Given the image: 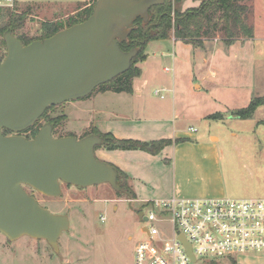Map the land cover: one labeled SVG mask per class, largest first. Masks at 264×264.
<instances>
[{
  "label": "rangeland",
  "instance_id": "rangeland-1",
  "mask_svg": "<svg viewBox=\"0 0 264 264\" xmlns=\"http://www.w3.org/2000/svg\"><path fill=\"white\" fill-rule=\"evenodd\" d=\"M96 1L91 0L92 3ZM199 1L201 4L202 0H190L186 6L198 8L199 5L194 3ZM28 2L18 3L15 10H2L0 30L7 25L10 11L25 18L15 36L39 40L45 32L44 25L58 23L66 29L70 23L84 17L83 12L72 15L83 6L84 0H74L73 4L67 0ZM171 3L184 12L183 3L176 0ZM241 3L251 8L249 23L264 38V0ZM171 40L150 43L147 54L152 57L150 64L157 65L161 72L165 68L172 70L171 73L165 71L163 77H176L178 83H143L141 97L119 94L99 86L86 98L49 109L38 122L39 130L47 121L65 116L66 121L54 127V136L84 138L94 129L90 127L91 123L95 126L100 119L89 111L95 105L105 106L107 100L98 99L110 91L103 96L120 100L115 104L110 101L111 108L128 113L131 106H140L146 118H154L162 108L165 113L177 116L176 124L186 130L188 136L177 137L175 140L179 143L170 146L202 141V137L206 144L214 145L212 151L220 157V172L206 177L196 175L195 184H208L207 191L218 192L229 199H264V106L248 119L237 116L255 98L264 96V59L255 65L254 47L250 42L219 44L216 43L221 41L218 36L205 40V50H200L180 40L175 46ZM161 52H165L164 57ZM6 56V45L1 44L0 64ZM148 71V66H144V72L148 74ZM168 84L171 91H167ZM157 90L161 93L156 94ZM174 104H177L175 113ZM211 116L215 118L210 119ZM30 135L34 138L37 134L29 131L28 137ZM210 136L219 141H213ZM208 151L210 149L204 148L199 153ZM96 156L102 160L97 152ZM28 191L31 193L30 188ZM33 196L52 213L70 217L71 229L60 239V252L56 253L46 241L23 237L12 242L0 234V264H135L137 243L145 237L142 233L145 222L139 213L150 212L146 203L130 202L133 197H120L108 184L84 189L64 184L63 195L59 198L46 197L34 190ZM234 261L237 264H264V254H238L215 264H236Z\"/></svg>",
  "mask_w": 264,
  "mask_h": 264
},
{
  "label": "water",
  "instance_id": "water-1",
  "mask_svg": "<svg viewBox=\"0 0 264 264\" xmlns=\"http://www.w3.org/2000/svg\"><path fill=\"white\" fill-rule=\"evenodd\" d=\"M165 1L97 0L86 21L29 45L9 31L4 34L0 234L9 241L23 237L46 241L59 253L60 239L71 229L68 215L43 207L29 188L50 198L61 197L64 184L78 189L108 184L122 192L117 168L96 156V148L105 143L102 136L57 138L51 122L32 139L20 134L34 127L51 107L86 98L128 72L140 49L125 52L121 44L128 40L137 19L149 22L150 10ZM4 130L14 134L5 135Z\"/></svg>",
  "mask_w": 264,
  "mask_h": 264
},
{
  "label": "crops",
  "instance_id": "crops-1",
  "mask_svg": "<svg viewBox=\"0 0 264 264\" xmlns=\"http://www.w3.org/2000/svg\"><path fill=\"white\" fill-rule=\"evenodd\" d=\"M67 1L71 4L74 3V0ZM182 1L181 3L184 5L182 11H186L189 9V6L186 5L190 0ZM18 3L25 4L29 2L28 0H18ZM93 3L91 0H84L83 6L73 11L72 15L87 11ZM194 4L198 6L200 5V1ZM171 39L176 46L179 41L174 37ZM222 42L221 40L216 43L220 44ZM237 42H250V44H253L255 65L262 62L264 59V38L258 35L256 28H254V37L252 39L236 41L234 43ZM195 48L205 50V45L204 49ZM161 56L164 57L165 52H161ZM150 59L152 57L148 55V59L145 62L138 64L142 73L134 79V92L132 95L141 97L145 83H178L176 77L174 79L163 77L165 71L171 73L172 70L170 68H165L161 72L157 65L150 64ZM144 66H148V74L144 72ZM137 83H141L142 85H137ZM197 88L200 87L197 86ZM167 91H171L170 84L167 85ZM109 92L106 93L109 94ZM103 95L98 101L107 100L105 106L95 105L89 111L100 117L97 124L95 123V126H93L94 123L90 125V127H93L100 134H112L118 140H136L141 142L164 139L175 140L182 135L188 136L185 134L186 130L179 128L176 124L177 116L173 117L169 113H165L162 108L159 109V114L155 115L154 118H146L143 116L140 106H131V110L125 113L118 110V108L110 107L111 102L113 104L120 102L119 98L110 99ZM173 110L175 113L177 104H174ZM210 137L215 141L214 138L216 137ZM201 139L202 141L199 140L194 143L184 142L178 146H168L159 155H152L143 150H108L104 148H100L96 152L98 157H101L102 160L120 169L129 177V183L135 196L133 198L134 203L170 199L175 196L188 199L225 198L221 194H218V192L210 193V191H207L210 187L208 184L202 185L194 183L196 175L206 177L213 172H220V157L212 151V148H215L214 145L210 146L206 144L203 137ZM218 141L219 139L217 138L215 142ZM204 148L210 149V151L206 154L199 153Z\"/></svg>",
  "mask_w": 264,
  "mask_h": 264
},
{
  "label": "built area",
  "instance_id": "built-area-1",
  "mask_svg": "<svg viewBox=\"0 0 264 264\" xmlns=\"http://www.w3.org/2000/svg\"><path fill=\"white\" fill-rule=\"evenodd\" d=\"M17 4L0 0V9L15 10ZM146 206L150 212H142L145 237L137 243L135 264H206L238 254H264V199L175 196Z\"/></svg>",
  "mask_w": 264,
  "mask_h": 264
},
{
  "label": "trees",
  "instance_id": "trees-1",
  "mask_svg": "<svg viewBox=\"0 0 264 264\" xmlns=\"http://www.w3.org/2000/svg\"><path fill=\"white\" fill-rule=\"evenodd\" d=\"M177 3L181 0H176ZM244 0H202L198 8H189L184 12L174 8L171 0H166L163 5L155 6L150 10L149 22H144L142 18L135 21V27L127 41L121 44L122 50L129 52L139 48L138 56L133 60L131 69L118 76L112 82L101 85L104 90H111L116 93L132 94L134 79L141 75L139 63H143L148 59L147 47L151 42L169 40L174 37L177 41H183L197 48H204V41L215 39L218 36L227 45H231L236 41H245L254 37V26L249 23V15L251 8L241 3ZM96 2L87 11H84V17L81 16L80 21H73L70 27L80 22L86 21L94 12ZM175 9V10H174ZM4 9H0V12ZM175 16L173 17V12ZM11 12V16L7 25L0 30V45H6L4 34L9 31L15 35L16 30H19L25 22L23 15ZM175 18V19H174ZM151 28L147 31V29ZM63 28L58 23L44 25V34L40 40L52 37ZM147 31V32H146ZM146 32V33H145ZM24 45H29L39 39H28L25 37L19 38ZM264 106V96L255 98L250 105L240 110L237 116L241 119L252 117L256 111ZM51 107L50 109H52ZM49 111V110H48ZM47 111V112H48ZM46 112V114H47ZM219 116V115H218ZM210 119L215 116L209 117ZM54 127L66 121L65 116L60 119L49 120ZM60 121V122H59ZM33 135L39 131L38 123L30 129ZM100 135L105 139L103 146L97 147L108 150H143L152 155H158L167 146L178 144L179 140H159L150 142H141L136 140H118L112 134H100L93 129L88 132L89 135ZM119 185L122 192H118L120 197L131 196L135 197L133 189L129 183V177L118 169ZM235 262V261H234ZM215 264L216 261L208 262L207 264ZM236 263V262H235ZM237 264V263H236Z\"/></svg>",
  "mask_w": 264,
  "mask_h": 264
},
{
  "label": "flooded vegetation",
  "instance_id": "flooded-vegetation-1",
  "mask_svg": "<svg viewBox=\"0 0 264 264\" xmlns=\"http://www.w3.org/2000/svg\"><path fill=\"white\" fill-rule=\"evenodd\" d=\"M18 38V37H17ZM21 40V39H20ZM22 41V40H21ZM22 43H23V41H22ZM24 44V43H23ZM7 49V48H6ZM47 122H49V121H47ZM29 131H30V129L29 130H26L25 132H23V133H21L20 135H22V136H24V137H26V138H28V139H32L33 138V136L32 135H30V137H28V135H29ZM4 133H5V135H12V134H14V133H12V132H10V131H7V130H4ZM30 194H32L33 195V190L31 189V193ZM141 213L142 212H140L139 213V216H140V218L143 220L144 218H145V216L143 215V216H141Z\"/></svg>",
  "mask_w": 264,
  "mask_h": 264
}]
</instances>
